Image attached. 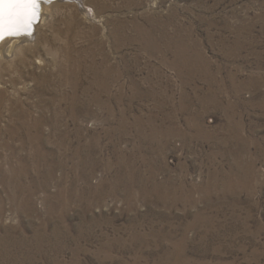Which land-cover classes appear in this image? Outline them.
I'll return each instance as SVG.
<instances>
[{
    "label": "rangeland",
    "instance_id": "obj_1",
    "mask_svg": "<svg viewBox=\"0 0 264 264\" xmlns=\"http://www.w3.org/2000/svg\"><path fill=\"white\" fill-rule=\"evenodd\" d=\"M45 1L0 66V264H264V0ZM149 17L184 48L114 45L115 19ZM105 54L115 94L78 127H19L13 100L39 116L69 56Z\"/></svg>",
    "mask_w": 264,
    "mask_h": 264
},
{
    "label": "bare ground",
    "instance_id": "obj_2",
    "mask_svg": "<svg viewBox=\"0 0 264 264\" xmlns=\"http://www.w3.org/2000/svg\"><path fill=\"white\" fill-rule=\"evenodd\" d=\"M56 2L57 1H55V2H46V1L42 2L41 3L42 4L41 5L42 6L41 7L42 13L40 14V17L37 20V17H36L37 13L34 10V5L36 3V0H0V66L2 65L3 60H8V61L12 60L17 55V52L20 48L22 50V49L29 48L30 45H33V43L35 42L36 36L38 34V31H37L38 27L41 24H45L50 19L52 7L54 6V4H56ZM79 3H80V1H79ZM80 4L82 5V3H80ZM35 9H36V7H35ZM84 10L87 14L91 13L89 11V9H87V8ZM153 19H150V17L147 18L146 21L144 20L146 22V24H144V25L139 22L140 20L134 21V19L133 20L115 19L114 22L112 23L114 27H113V30L111 31V33L114 37V41L112 40L114 42V45L118 46L119 43H117V42H118V38H119V40L125 39L127 41H132V42L133 41H140L141 44H143L145 48L163 49L164 50L165 49L164 47L167 45L168 46L174 45L177 48H184V47H182L183 42H181V39L179 38L180 34L178 32H176V33H174V35H170V33L168 32V29H167L168 21L167 20H165V19H162V20L154 19L153 20ZM33 20L35 22H32ZM12 33L15 35H12ZM119 35L120 36L122 35L121 38L119 37ZM69 39H73V38L69 37ZM143 45H142V47H143ZM153 49H152V51H153ZM149 52H151V51H149ZM154 54H155V52H154ZM111 58H112V56L110 54H105L102 58V61L93 65L94 67H92V65L90 64L91 65V67H90L89 64H87V65L82 64V63H84L83 62L84 60L82 58H80V57L74 58L72 56H69L68 59L66 60L65 64L62 65V67H61L62 70L60 72V78L62 79V83L66 87L70 86V88L68 87L69 91L66 92V91L62 90V92L60 94H58L59 95L58 97L54 96L55 98L53 97L52 99H49L47 101V107L45 109L38 110V112H40L39 116L38 115H34V116L32 115V113L29 111L30 107L25 106L26 104L29 105L28 103H25V102L19 101V100H13L12 101V105H13L12 108H14L20 112L19 113V119H20L21 125H19V127L23 128V126H24V128L27 129L26 124H28V126L31 125V126H33V128L34 127L37 128L38 125L43 124L44 122L46 123V121H50L51 125L53 127H59L61 124L64 127H68L70 123H71V125L78 127L79 124L82 123V121H80L79 118L82 115L84 116L85 113H88L89 108L93 107L91 105L92 103L96 102V103H98V105H96V106L101 107V105H99L102 101L100 99L101 94L106 92L109 95V98L113 97L115 94L114 88H112V90H111V80L115 79L119 75V73H121V72L119 69L120 67L117 68L118 64L115 65V64L111 63ZM162 59H161V61H162ZM73 75H76V76H73ZM119 77H120V75H119ZM83 78H87V79H84L85 81H83L82 80ZM43 79L46 80L45 77H43ZM1 83H2V80L0 79V86H1ZM115 89H117V88H115ZM5 95L6 94H4L3 92L0 91V109H2L3 101L6 99ZM114 101H115V99H114ZM5 105L8 108L7 102H5ZM106 106H108V105H106ZM48 111H51L53 114L50 116V119L46 118V115H47L46 112H48ZM65 114L70 116L69 119L64 118ZM35 130H38V129H35ZM42 137H44V136L42 135ZM30 138H29V140H30ZM32 143H33V141H32ZM170 235H171V233H170ZM123 243H124V241H123ZM103 246L106 248L105 249L106 251H108L107 249L110 250V249L114 248V245L111 243H104Z\"/></svg>",
    "mask_w": 264,
    "mask_h": 264
},
{
    "label": "water",
    "instance_id": "obj_3",
    "mask_svg": "<svg viewBox=\"0 0 264 264\" xmlns=\"http://www.w3.org/2000/svg\"><path fill=\"white\" fill-rule=\"evenodd\" d=\"M35 7H36V9H35ZM34 10H35V12L37 13L36 17H37V20H38L39 17H40L39 0H36V3H35V5H34ZM32 22H35V21L33 20ZM12 35H15V34L12 33Z\"/></svg>",
    "mask_w": 264,
    "mask_h": 264
}]
</instances>
